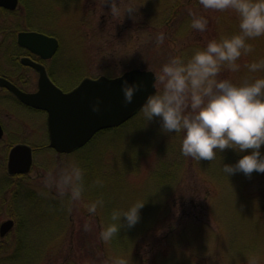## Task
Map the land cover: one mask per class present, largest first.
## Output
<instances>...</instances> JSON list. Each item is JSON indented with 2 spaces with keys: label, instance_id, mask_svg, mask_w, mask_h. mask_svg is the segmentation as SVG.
<instances>
[{
  "label": "rangeland",
  "instance_id": "1",
  "mask_svg": "<svg viewBox=\"0 0 264 264\" xmlns=\"http://www.w3.org/2000/svg\"><path fill=\"white\" fill-rule=\"evenodd\" d=\"M111 3L20 0L13 12L0 8V75L25 89L37 86V75L20 68L16 59L22 30L60 39V53L48 64L55 63V80L66 89L87 77H115L132 68L158 74L172 56L187 60L210 40L240 30L234 10L206 9L199 0H117L118 16L112 15ZM128 7L136 10L126 13ZM193 13L207 18L204 32L191 27ZM248 43L253 51L239 58V70L224 67L218 79L241 84L264 77V69L248 68L264 59V36ZM157 88L163 90L158 79ZM0 118L5 129L0 225L14 221L0 235V264H111L116 257L128 264H264V173L228 177L222 170L244 153L226 149L212 161L185 157L183 133L165 134L158 120L148 123L140 111L74 153L59 154L45 145L46 115L26 109L1 88ZM16 143L36 148L28 174L8 173L9 150ZM73 161L87 169L83 197L76 201L56 186ZM97 177L102 186L94 183ZM99 198L104 205L89 212L88 205ZM136 201L146 202L139 222L131 228L125 222L118 236L105 242L100 232L111 222L113 209Z\"/></svg>",
  "mask_w": 264,
  "mask_h": 264
},
{
  "label": "clouds",
  "instance_id": "2",
  "mask_svg": "<svg viewBox=\"0 0 264 264\" xmlns=\"http://www.w3.org/2000/svg\"><path fill=\"white\" fill-rule=\"evenodd\" d=\"M199 2L206 9L234 10L239 19V32L210 40L206 47L197 49L187 60L172 56L161 66L156 77L163 84V90L149 94L141 111L148 123L158 120L165 134L183 133L180 150L185 157L212 161L217 152L233 149L244 154L234 164H223L222 170L228 177L237 172L245 175H251L253 171L264 173V77L241 84L217 78L224 67L238 71L239 58L253 51L249 38L264 36V0ZM135 10L128 7L125 12ZM111 13L119 15L117 0H112ZM192 15L191 27L204 32L207 18ZM163 40L161 33L158 42ZM248 68L252 72L264 69V59L251 62ZM142 87V81L124 80V104L131 103ZM92 110L101 111L100 97L92 104ZM86 172L87 169L75 161L63 169L56 180L61 194L67 193L73 201L82 199ZM94 183L102 186L104 181L97 177ZM145 203L136 201L125 209H113L111 222L100 232L101 238L110 242L118 236L125 222L128 227H134L141 219ZM103 205L104 200L99 198L88 205V210L95 213ZM89 228L90 224L86 222L84 229ZM111 264H128V260L116 257Z\"/></svg>",
  "mask_w": 264,
  "mask_h": 264
},
{
  "label": "water",
  "instance_id": "3",
  "mask_svg": "<svg viewBox=\"0 0 264 264\" xmlns=\"http://www.w3.org/2000/svg\"><path fill=\"white\" fill-rule=\"evenodd\" d=\"M19 0H0V7L15 10ZM18 43L40 53L45 48L46 56L54 54L58 39L38 31H21ZM40 70L39 89L26 92L9 79L0 76V86L6 87L25 104L45 110L50 146L58 152L68 153L88 143L103 129L113 128L129 121L142 107L147 96L157 91V75L151 69L132 68L116 77L101 75L85 78L77 87L64 92L46 74L44 67L28 57L22 58ZM124 80L142 81L144 87L134 94L131 103L124 104L122 84ZM101 98V111L94 112L92 104ZM4 130L0 122V138ZM33 165L32 148L17 144L10 149L7 168L10 174L28 173ZM14 221L7 219L0 225L3 236L13 226Z\"/></svg>",
  "mask_w": 264,
  "mask_h": 264
},
{
  "label": "flooded vegetation",
  "instance_id": "4",
  "mask_svg": "<svg viewBox=\"0 0 264 264\" xmlns=\"http://www.w3.org/2000/svg\"><path fill=\"white\" fill-rule=\"evenodd\" d=\"M23 31V30H22ZM27 31V30H26ZM32 31H37V30H32ZM38 32H41V31H38ZM44 33V32H42ZM44 34H47V33H44ZM49 36H53V37H56L55 35H50V34H47ZM58 39V47L56 49V51L54 52L53 55L51 56H46V50L45 48L41 49L40 53L38 52H35V51H32L30 50L29 48L25 47V46H22L19 44V47H20V51L18 53V55L16 56V59H17V62L19 63L20 65V68H27V69H31L35 75H37V86L36 88L34 89H25L23 88L18 82H16V80H14L13 78H10L9 76L7 75H0L2 77H5L7 79H9L11 82H13L15 85H17L20 89L26 91V92H35L39 89V86H38V81H39V78H40V70H38L37 68H35L34 66L32 65H29V64H25L23 61H22V58L24 57H28L29 59L37 62L38 64L42 65L44 67V70L46 72V74L48 75V77L59 87L61 88L64 92H69L71 91L73 88H75L76 86L74 87H71V88H64L63 86H61L60 84H58V82L55 80L56 78L54 77L58 72L56 71V67H55V63L53 62L52 65L53 66H49L48 62L50 61H55L58 57V52L60 50V47H61V43H60V39L57 37ZM60 53V52H59ZM58 54V55H57ZM21 78H27L26 76H23ZM30 77H28L27 79H29ZM1 89H5L7 92H9V94H11V96L22 106H24L26 109L28 110H33V111H36V112H41L43 114L46 115V113L42 110H38V109H35V108H32L30 106H27L26 104H24L22 101H20L13 93H11L10 90H8L6 87H3V86H0ZM1 119V118H0ZM2 122V120H1ZM3 126V124H2ZM3 129H4V126H3ZM4 133H5V129H4ZM3 137H4V134H3ZM42 146H44V144H41ZM48 148H50V145H49V141L46 142L45 144ZM36 150V148H35Z\"/></svg>",
  "mask_w": 264,
  "mask_h": 264
},
{
  "label": "trees",
  "instance_id": "5",
  "mask_svg": "<svg viewBox=\"0 0 264 264\" xmlns=\"http://www.w3.org/2000/svg\"><path fill=\"white\" fill-rule=\"evenodd\" d=\"M125 125V124H124ZM123 126V125H122ZM121 127V126H120ZM117 128H119V127H117ZM117 128H113V129H109V130H103V131H101V132H99L98 133V136L99 135H101L103 132H108V131H114L115 129H117ZM14 185V184H13ZM33 195V193L32 194H30V197Z\"/></svg>",
  "mask_w": 264,
  "mask_h": 264
}]
</instances>
